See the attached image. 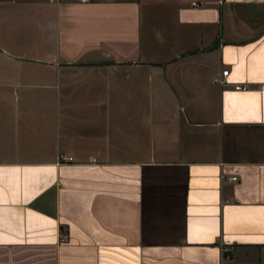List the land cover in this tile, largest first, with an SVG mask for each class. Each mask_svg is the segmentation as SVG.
Returning a JSON list of instances; mask_svg holds the SVG:
<instances>
[{
    "label": "crops",
    "instance_id": "obj_1",
    "mask_svg": "<svg viewBox=\"0 0 264 264\" xmlns=\"http://www.w3.org/2000/svg\"><path fill=\"white\" fill-rule=\"evenodd\" d=\"M0 264H264V0H0Z\"/></svg>",
    "mask_w": 264,
    "mask_h": 264
},
{
    "label": "built area",
    "instance_id": "obj_2",
    "mask_svg": "<svg viewBox=\"0 0 264 264\" xmlns=\"http://www.w3.org/2000/svg\"><path fill=\"white\" fill-rule=\"evenodd\" d=\"M230 68L228 66L222 68L221 74L222 76H215V80L219 81L221 84H224L225 82H227V75L229 73ZM241 84L236 83L235 86L238 87ZM71 157V156H70ZM231 178H236V174H233L230 176Z\"/></svg>",
    "mask_w": 264,
    "mask_h": 264
},
{
    "label": "rangeland",
    "instance_id": "obj_3",
    "mask_svg": "<svg viewBox=\"0 0 264 264\" xmlns=\"http://www.w3.org/2000/svg\"><path fill=\"white\" fill-rule=\"evenodd\" d=\"M61 236L65 237L68 234V228H60Z\"/></svg>",
    "mask_w": 264,
    "mask_h": 264
}]
</instances>
